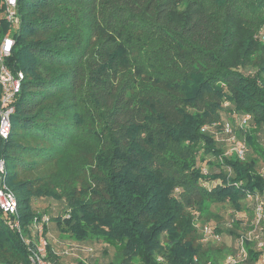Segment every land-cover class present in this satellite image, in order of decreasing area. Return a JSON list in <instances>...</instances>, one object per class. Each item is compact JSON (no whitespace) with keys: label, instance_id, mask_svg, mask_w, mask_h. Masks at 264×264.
<instances>
[{"label":"trees","instance_id":"trees-1","mask_svg":"<svg viewBox=\"0 0 264 264\" xmlns=\"http://www.w3.org/2000/svg\"><path fill=\"white\" fill-rule=\"evenodd\" d=\"M4 9L0 47L10 31L6 65L24 80L0 139L20 223L0 208V264H29L40 224L52 264L78 244L107 264L233 253L249 195L264 196V0H18L17 27ZM196 222L232 243H202Z\"/></svg>","mask_w":264,"mask_h":264},{"label":"built area","instance_id":"built-area-1","mask_svg":"<svg viewBox=\"0 0 264 264\" xmlns=\"http://www.w3.org/2000/svg\"><path fill=\"white\" fill-rule=\"evenodd\" d=\"M4 17L11 27L19 25V16L17 12L18 0H3ZM14 47V40L10 35V31L5 36L0 47V87L2 91L0 101V139H7L12 130V115L15 113L14 102L17 94L20 93L24 74L18 72L14 74L6 65V59L11 56ZM248 118L244 119L246 122ZM225 131L231 133L229 125H226ZM234 151L240 157H244L246 147L243 143L232 138ZM7 173V164L5 159L0 158V208L16 217L14 227L20 231V223L18 221V201L12 191H10L4 183L3 177ZM249 200L254 202V214L250 227L238 234L234 239V252L227 255L219 264H247L250 260L249 248L258 254V264H264V196L249 195ZM47 218L43 219V223L47 222ZM202 235V243H218L222 241V235L216 232V228L210 224L200 225L196 222ZM44 225L38 226L39 241L37 246L29 245V264H52L47 260V241L43 235ZM206 264H212L208 262Z\"/></svg>","mask_w":264,"mask_h":264},{"label":"rangeland","instance_id":"rangeland-1","mask_svg":"<svg viewBox=\"0 0 264 264\" xmlns=\"http://www.w3.org/2000/svg\"><path fill=\"white\" fill-rule=\"evenodd\" d=\"M259 172L264 174V165L263 163H261V167L259 168ZM51 203L49 201H45V200H42V201H38L36 203V205L40 208V209H43L45 207H48ZM55 206H58V204H54ZM59 212V210H55L53 211V214H57ZM232 214V211L228 208L226 211H222V217H223V223H224V227L227 228V223L229 222V220L231 219L230 218V215ZM229 225V224H228ZM222 235V241L221 242H218V243H214V245H221L222 243L224 244H227V245H230L232 243V238L230 237V235H228L225 231L223 233H221ZM52 243L55 244V247L58 251H61V250H64L65 247H66V243H68V241L65 243L63 242V238H61L60 236H58V233L55 232L54 234L51 233V237H50ZM235 239V238H234ZM69 244V243H68ZM95 248V251H94V256H92L91 254H88L86 252H83V251H80V252H72L73 250H79L81 248V246L78 244L76 246H74L72 248V251H67L68 255H66V259L68 261V263H64V264H77V260H74L73 257L74 256H82L84 260L82 261H86L88 262L87 260L89 259V261L91 263H93L94 261L97 260V263L98 264H107L109 262V257H106V256H103L102 255V247L101 245H96V244H92ZM74 254V255H73ZM84 254V255H83ZM75 258V257H74ZM78 261H81V260H78Z\"/></svg>","mask_w":264,"mask_h":264}]
</instances>
